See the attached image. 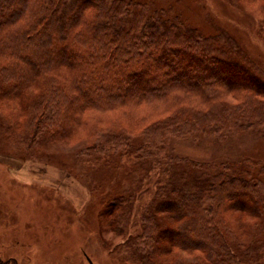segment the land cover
<instances>
[{
	"label": "trees",
	"instance_id": "obj_1",
	"mask_svg": "<svg viewBox=\"0 0 264 264\" xmlns=\"http://www.w3.org/2000/svg\"><path fill=\"white\" fill-rule=\"evenodd\" d=\"M0 56V99L30 111L27 135L88 128V150L117 156L133 183L160 166L165 182L130 240V264H163V254L174 264H264V163L153 161L152 147L161 150L169 136L264 133V75L234 38L203 36L139 0H0ZM133 195L108 199L110 222L131 213ZM226 212L246 216L241 231Z\"/></svg>",
	"mask_w": 264,
	"mask_h": 264
},
{
	"label": "rangeland",
	"instance_id": "obj_2",
	"mask_svg": "<svg viewBox=\"0 0 264 264\" xmlns=\"http://www.w3.org/2000/svg\"><path fill=\"white\" fill-rule=\"evenodd\" d=\"M139 1L145 2L151 10L162 8L168 11L203 36L230 35L264 75V0ZM69 78L66 74L67 83ZM222 97L237 101L230 93ZM9 99H0V198H6L0 203L5 204L11 198L14 200L8 210L18 216L7 222L22 226V229H17L19 237L11 232L13 239L20 240L15 250L17 263L130 264L133 260L130 240L136 234L135 230L140 228L139 221L158 186L165 182L160 166L155 165L156 171L148 178H143L140 173L133 183L132 175L128 177L130 166L120 165L117 156L88 150L95 139L94 133L89 135L88 128H81L79 133L67 134L64 138L49 139L47 136L41 139L38 134L31 137L27 135L30 111L22 110L18 100ZM89 114L93 118L98 116L95 112ZM16 118L19 119L14 122L15 127L9 130L8 124ZM109 128L100 129L106 132ZM262 131L263 128L253 126L241 135L224 136L216 132L193 134L181 139L169 136L161 150L152 147L153 161L162 164L166 157L172 155L205 163L208 168L215 163V169L217 163L238 160L262 164ZM132 140L136 144L139 142L137 136ZM138 187L144 190L139 191ZM3 190L7 191L4 196L1 194ZM124 190L134 192L131 213L122 223H112L105 214L106 203L112 195ZM160 215L168 224L175 225L169 213L161 212ZM2 216L0 213V221L4 220ZM224 217L241 231L245 215L226 212ZM252 220L254 223L258 221ZM122 228L125 232L119 234ZM228 238L233 239L230 235ZM252 239L249 237L248 241ZM181 253L183 258L189 259L188 253ZM8 256L7 253L0 255V261L9 259ZM160 259L163 264L176 263L167 254L161 255Z\"/></svg>",
	"mask_w": 264,
	"mask_h": 264
},
{
	"label": "crops",
	"instance_id": "obj_3",
	"mask_svg": "<svg viewBox=\"0 0 264 264\" xmlns=\"http://www.w3.org/2000/svg\"><path fill=\"white\" fill-rule=\"evenodd\" d=\"M6 193L7 191L4 190L1 191L2 196H4ZM0 201L5 202L6 198H0ZM13 202L14 200L11 198L5 204L0 203V213L1 215H3L1 218L4 219L3 221L0 222L3 223L6 222V224H0V247H1L0 255L7 253L9 255L8 256L9 258L16 257V251H15L17 249L16 246L19 245L20 243V240L18 238L13 239L12 236L15 234L14 236L16 237L17 235L16 233L18 232L17 229L19 228L22 229V226L17 223L10 224L7 222V220H9L11 217L18 216V215H14L13 211L8 210ZM12 231H14L15 233L12 234L11 233Z\"/></svg>",
	"mask_w": 264,
	"mask_h": 264
}]
</instances>
